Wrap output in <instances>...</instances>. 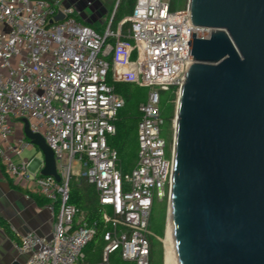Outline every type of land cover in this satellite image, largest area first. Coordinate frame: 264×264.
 <instances>
[{"label": "built area", "instance_id": "1", "mask_svg": "<svg viewBox=\"0 0 264 264\" xmlns=\"http://www.w3.org/2000/svg\"><path fill=\"white\" fill-rule=\"evenodd\" d=\"M170 5L171 0H136L131 14L114 26L117 2L96 30L72 6L0 0V69L6 71L0 73V163L11 180L36 186L53 219L50 237L25 234L15 244L27 256L24 264H89L84 248L97 226L68 203L70 186L79 180L94 187L104 227L95 264H111L112 256L124 264H150L154 197L169 198L174 166V142L170 150L162 137L161 96L173 91L179 97L192 65L190 35L208 39L211 32L190 28L183 19L188 9ZM59 13L66 19L54 23ZM118 84L148 90L138 107L135 164L127 173L108 144L125 105ZM23 121L53 152L59 182L40 175L42 158L33 171L34 158H21L35 148L23 134Z\"/></svg>", "mask_w": 264, "mask_h": 264}, {"label": "water", "instance_id": "2", "mask_svg": "<svg viewBox=\"0 0 264 264\" xmlns=\"http://www.w3.org/2000/svg\"><path fill=\"white\" fill-rule=\"evenodd\" d=\"M192 63L175 115L173 264H264V0H188ZM59 13L54 23L64 21ZM42 176L53 152L23 121Z\"/></svg>", "mask_w": 264, "mask_h": 264}, {"label": "crops", "instance_id": "3", "mask_svg": "<svg viewBox=\"0 0 264 264\" xmlns=\"http://www.w3.org/2000/svg\"><path fill=\"white\" fill-rule=\"evenodd\" d=\"M48 1L57 2L63 7L72 6L75 8L78 18L96 30H101L104 27L116 6V0ZM126 17L128 16L121 20ZM114 21H116V17ZM15 160L19 161V158ZM38 165L39 161L34 158L30 169L33 171ZM0 219L8 228L6 230L4 225L0 224V264H24L27 256L20 254L15 248L20 237L25 234H35L39 237L48 238L53 231L51 213L45 200L38 196L36 186L32 182L22 179L11 180L1 163Z\"/></svg>", "mask_w": 264, "mask_h": 264}, {"label": "trees", "instance_id": "4", "mask_svg": "<svg viewBox=\"0 0 264 264\" xmlns=\"http://www.w3.org/2000/svg\"><path fill=\"white\" fill-rule=\"evenodd\" d=\"M135 1L136 0H124L118 5L115 14L116 21L113 23L114 26L123 17L129 16L131 14V6L133 5L134 7ZM178 1H181V4L183 3V0H171V10L176 9V4ZM126 28L127 26L124 25L123 31H125ZM137 88L138 87L135 85L128 84H118L115 87L116 92L124 97L125 105L119 112L117 121L115 123L116 135L111 139L110 145L111 148L118 152V167L123 173L129 172L136 160V128L139 120L138 107L140 104V100L137 95ZM175 96L176 95L173 91L162 94V97L166 99V103L162 102L160 107L165 124H169L172 119L173 101ZM68 203L83 211L85 214V220L89 224L92 225L95 223L97 226L98 234L94 240L84 248L86 262L89 264H95L99 261L103 248L101 235L104 231V227L103 222L101 221L98 197L94 187L87 184L85 181H82L80 184H75L73 182L70 186V197ZM0 224L4 225V228L8 230L2 219H0ZM150 241V264H153L155 246L153 244L152 237L150 238ZM100 244L101 249L98 251L97 246ZM122 264L124 263L122 262Z\"/></svg>", "mask_w": 264, "mask_h": 264}, {"label": "rangeland", "instance_id": "5", "mask_svg": "<svg viewBox=\"0 0 264 264\" xmlns=\"http://www.w3.org/2000/svg\"><path fill=\"white\" fill-rule=\"evenodd\" d=\"M124 0H116V4L118 2V5L122 3ZM188 4V0H183V3L181 4V1H178L176 4L175 10H181L186 9ZM75 9V8H74ZM133 9V5L131 6V10ZM15 61L12 60V63ZM0 73L3 75H6V71L0 69ZM147 92L148 90L145 88H137V95L139 97L140 103L144 102L147 98ZM166 103V99L161 96V103ZM178 97L175 96V99L173 101V116L169 124H165L162 128V137L166 140V143L168 145V148L171 150V146L174 142V133H175V115H176V107H177ZM21 137V132L18 127H15V135L13 138L18 139ZM111 139L109 138L108 144L111 147ZM137 152V149H136ZM21 157L24 159H32L36 158L40 160L42 158L39 150L37 148H33L31 150L26 149L23 151ZM84 180H79L78 182H75V184H80ZM168 209H169V198H165L163 201H158L154 197L153 202V208L152 213L150 217V224H149V231L152 234V241L155 246L154 249V263L153 264H164V255H165V239L168 229ZM101 244L97 246V250L100 251ZM111 264H122L120 260H118L115 256L111 257Z\"/></svg>", "mask_w": 264, "mask_h": 264}, {"label": "bare ground", "instance_id": "6", "mask_svg": "<svg viewBox=\"0 0 264 264\" xmlns=\"http://www.w3.org/2000/svg\"><path fill=\"white\" fill-rule=\"evenodd\" d=\"M173 242L171 241V226L168 224L166 239H165V255L164 264H173Z\"/></svg>", "mask_w": 264, "mask_h": 264}]
</instances>
